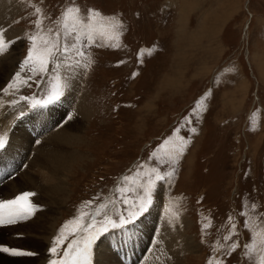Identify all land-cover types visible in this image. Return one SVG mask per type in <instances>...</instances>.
Instances as JSON below:
<instances>
[{"label": "rangeland", "instance_id": "obj_1", "mask_svg": "<svg viewBox=\"0 0 264 264\" xmlns=\"http://www.w3.org/2000/svg\"><path fill=\"white\" fill-rule=\"evenodd\" d=\"M15 3L0 29V137L5 140L0 149V201L30 192L32 182L27 177L37 169L35 164L28 167L34 152L58 129L60 119L62 128L76 115L72 108L70 112L62 106L74 82L76 100L81 98L87 114L81 138L71 143L74 157L67 170L64 203L58 207L47 198L33 197L24 204L0 208V246L34 253L0 251V264L63 260L66 250L75 254L68 245L82 230L99 239L90 263L96 264L97 253L98 263L143 264L153 244V235L142 237L151 232V211L148 222L141 215L129 224L136 226L127 232L135 229L131 235L138 231L140 240H130L131 235L117 238L121 252L131 250L136 255L141 251L136 257L127 253L125 261L117 259L101 245L107 244V238L100 237L117 228L124 231L126 226H119L122 218L129 219L130 213L138 211L148 181L153 182L154 191L157 175L172 176L164 194L168 201L164 199L161 205L170 216L160 209L162 217L187 218L188 228L178 230L192 237L197 246V251L165 264H259L264 259V77L254 58L264 64V0ZM72 6L81 9V18L86 17V10H95L97 21L108 29L114 24L116 34L101 36L96 31L89 43L87 30L81 29L77 46L83 44L80 59L86 67L68 69L66 65L74 60L63 57L50 61L47 71H41L38 64L22 66L33 46L29 36L64 44L63 13ZM37 19L42 22L39 28ZM8 30L16 36L10 37ZM75 35L68 36L69 43ZM16 41L17 47L13 46ZM36 44L39 47L40 41ZM54 85L63 93L61 98L34 108L37 101L43 104L48 99ZM55 103H59L57 111L32 114ZM41 119L47 132L41 126V136L29 135L24 127L33 128ZM165 153L172 160L159 165L157 160ZM140 158L143 161L137 165ZM153 168L158 170L153 172ZM25 208L26 218L12 217L9 223L10 211ZM57 236L61 242L52 254L49 249ZM233 243L239 247L229 250ZM157 254L153 253L148 264H153ZM74 258L69 254L68 264Z\"/></svg>", "mask_w": 264, "mask_h": 264}, {"label": "bare ground", "instance_id": "obj_2", "mask_svg": "<svg viewBox=\"0 0 264 264\" xmlns=\"http://www.w3.org/2000/svg\"><path fill=\"white\" fill-rule=\"evenodd\" d=\"M14 6H16L15 0H0V29H2L3 26H5L6 22L4 21V19H6L5 17H7V19H8V15L10 14L11 9L13 10ZM7 32L9 33L10 37H11V35L12 36L15 35V34H13L14 32L12 33V31H10V30H8ZM13 46L17 47L18 42L16 41L13 44ZM258 58L259 57L254 58V59H255V61L257 60V64L259 66L261 77H264V64H262ZM10 63H11V61H10ZM6 66H8V65H6ZM73 81H75V78ZM72 85H73L74 90L70 91L71 94H69L65 99L62 100L63 101L62 106L65 110L67 108H69L70 112H72V110H71V108H72L74 110L73 111L74 115L75 114L76 115H75V117L72 116L73 120L72 119L66 120L67 122L65 123V127L61 128L62 123H60L58 126V129H55L54 132H51L47 136L46 139H48L49 137L50 138L47 141L46 140L44 141L45 144L43 146H41L44 143V142H42L39 145V149L37 148V150L34 152L33 159L31 162H29L28 167H30V165H32V164H35L37 166V169L35 170L34 174L33 173L28 174L27 179L31 180V182H32V187L28 188V189H30L29 193H34L35 195L25 197L24 199L20 200L24 203H26L28 200H30L33 197L36 199L40 198L41 201L43 199L47 198L49 203L54 202L56 205H58V207L64 203V198H66V193L68 190L67 189L68 186L66 184L67 178H68L67 170H68V168H69V166L73 160V157H74L73 152L71 150V148H72L71 143L75 137L81 138L80 133H82V129L84 128V125H83L84 119H85L86 114H87L86 111L84 110V107L82 106V103L80 100L81 98L79 97L76 100L77 97H76V93L74 92V91H76V87H75L76 83L74 82V83H72ZM8 102H10V101H8ZM78 104H79V106H78ZM54 105L59 106V103H55ZM20 107H24V106L20 105ZM55 108L56 107H52V105H51L50 108L46 107V108H40L38 110L35 109V110H32V114L33 115H41V113L43 111H49V109L52 111H57V108L56 109ZM76 120H77V123H75L73 126H71L74 123V121H76ZM44 124H45L44 120L41 119V120L37 121L36 125L33 128L31 127L32 125H28V128H27V126L24 128L29 130V132H28L29 135L34 136L37 133L38 135L40 134V136H41L42 135L41 132H43V129L41 126H44ZM27 131H26V135H28ZM46 132H47V128L45 129L44 133H46ZM83 133H84V131H83ZM46 144L48 147H46L44 149ZM81 166H82V164H81ZM25 185H26V183H25ZM7 188H9V187H7ZM158 195H160V197H161V193H159ZM160 203H161V199H160ZM160 203H159L157 208L152 207L151 208L152 210H150L152 213V215L150 217L151 222L149 223L152 227L151 232H149L148 236L142 235L143 238H149V239H150L151 235H153L152 236L153 244H152V247L149 251V254H147V256H149V257H146V259L143 261V264H148L151 261V259L153 258L152 257L153 253L157 254L158 250H159V253L157 255H159V256L156 259H154L153 264H165V261H171L173 259L182 258L183 255H185L184 253H187L188 251H197V246L194 243L195 242L194 239L192 237H189L185 232L180 233L178 230L179 228L182 230H185L188 228V226H189L188 225L189 224L188 219L183 217L182 221H181V217H177L178 218L177 220H174V217L163 218L161 215V210L159 209ZM37 208H36V210H37ZM160 217H162V218H160ZM47 225H49V224L47 223ZM41 233L43 234V232H41ZM32 234H34V233H31V235ZM36 234H37V232H36ZM38 236H40V235H38ZM40 238H41V236H40ZM43 238H44V236H43ZM46 238H48V237H46ZM132 239H139L140 240V236H139L138 231L136 232V234L131 235L130 240H132ZM36 245H38V244H36ZM101 245L104 246L105 248L107 247V245H104V243H102ZM127 245L128 244H126V246ZM97 250H98V247H97ZM139 252H141V251H139ZM138 253L136 255H133V254H135V252L132 251V252H129L128 255H133L132 258H134L138 255ZM41 257L42 256H39V259ZM43 258H44V255H43ZM95 263L96 264H105V262L98 263L97 253H96ZM35 264H37V262H35ZM43 264H45V262ZM182 264H184V263H182Z\"/></svg>", "mask_w": 264, "mask_h": 264}, {"label": "snow or ice", "instance_id": "obj_3", "mask_svg": "<svg viewBox=\"0 0 264 264\" xmlns=\"http://www.w3.org/2000/svg\"><path fill=\"white\" fill-rule=\"evenodd\" d=\"M35 11L37 13L40 12V8H36ZM64 37H65V42L61 46L57 42H52L50 39H45L44 37L40 35H33L29 36L28 39L33 41V46L28 49L27 56L25 60L23 61L22 66H28V65H39V68L41 71H47V64L50 61H53L57 59L58 57H63L66 59H71L74 60L73 63H69L66 65V68L72 69V68H79V67H86L87 65H82L81 64V57L84 56V52L82 51L83 44H81L79 47L77 46V43L81 40V29H86V35L88 38V42L92 43L93 42V33L98 31L101 36H109L111 37L112 35L116 34V26L113 24L110 29L106 27L105 24L97 21V17L99 16V13L96 12L95 10H86V17L81 18V9L75 6L68 7L64 13ZM87 21V22H86ZM41 20L37 19L35 21L36 26L39 28L41 25ZM49 33L53 32V29L48 30ZM75 33L76 35L74 36V42L69 43L68 41V36L72 35ZM55 36L59 37L60 33L59 31H55ZM40 41L39 47L36 44V41ZM3 45L0 43V50H2ZM70 52H74V56H70ZM60 65L57 64V68ZM20 73L17 72L16 76L19 77ZM59 77H57V80ZM12 85L9 84L8 88H11ZM8 88H5L4 91L7 92ZM63 95L62 92H58L56 89V86H53L52 92L49 94L48 99H46L43 104H40L39 101L33 104V107L37 106H47L50 103H54L58 101L61 96ZM23 115V113H21ZM192 131L195 132L196 129L192 128ZM5 147V140L3 137H0V149H3ZM153 172L156 170L153 169ZM157 180H163V176H156ZM152 192H153V182L151 180L148 181L147 186L145 187V196L141 198V203L139 204L138 211L130 213L129 219H123L121 220V224L119 226L123 227L127 224L133 223L136 219V217L143 215L144 213L148 212L150 209V206L153 203L152 199ZM35 195L34 193H24L22 196H17L15 200H10V201H0V208H3L5 205H14L18 201L24 199L25 197H29ZM35 207V206H32ZM28 209L25 208L24 211H19V210H12L9 212V223L12 222V217H19L21 219L26 218L25 217V212H27ZM112 223L113 227H117L115 222L109 221ZM0 223H3V220L0 219ZM89 229L92 228L93 226L90 224L88 225ZM235 228V225L232 226ZM104 231H107V227L104 226L103 228ZM227 238V237H226ZM61 242V237L57 236L54 238V243L53 246L49 249V252L52 254H55L57 252V245ZM94 242V238H86L83 242V247L80 246V242L74 240L72 244L69 245V248H73L75 246L74 251H75V258L72 261V264H90V253H91V245ZM230 248H236L239 247L237 243H233L229 245ZM244 247H248V245H245ZM0 251L4 252H10L12 255H33L34 253L31 252H25L23 250H18L15 248L9 249L7 247H2L0 246ZM65 259L63 260H56L52 259L49 261V264H68V257H69V252L66 250L64 253ZM221 264L223 262L221 261ZM259 264H264V259H261Z\"/></svg>", "mask_w": 264, "mask_h": 264}]
</instances>
